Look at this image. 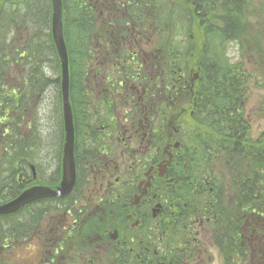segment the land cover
Instances as JSON below:
<instances>
[{
    "label": "trees",
    "instance_id": "obj_1",
    "mask_svg": "<svg viewBox=\"0 0 264 264\" xmlns=\"http://www.w3.org/2000/svg\"><path fill=\"white\" fill-rule=\"evenodd\" d=\"M95 1L62 0L76 186L71 197L42 203L56 202L76 220L72 233L77 250L119 222L123 226V203L136 185L130 180L148 165L142 157L134 159L130 145L137 144L140 135L143 140L142 133L152 123L158 135L151 147L159 149L165 118L173 122L177 118L180 127L175 126L173 137L179 142L175 153L178 175L184 178L180 191L185 197V220L212 221L213 245L222 264H264V130L251 139L250 117L244 110L246 67L232 63L221 45L211 44L215 35L238 42L240 58L245 57L249 67H257L256 76L261 79L264 28L261 35L242 26L239 15L250 25L242 0H184L189 3L184 10L170 8L171 0H122L128 5L127 15L121 14L120 0H110L106 6L103 0ZM50 30L49 0H0V203L24 188L15 178L18 182L16 176L26 173L28 164L39 170V184L58 182L56 177L41 179V170L52 167L48 157L43 159L46 167L40 169L41 154L50 150L57 134L62 147L64 136L60 67ZM190 71L198 75L194 106L177 116L175 109L187 97L185 75ZM176 80L183 81L175 88L180 99L167 108L160 90ZM38 104L49 106L50 112H42L39 118ZM259 109L264 118V102ZM39 119L53 129L45 138L37 129ZM46 126L40 130H48ZM119 144L121 164L115 160ZM60 151L53 159L59 160ZM139 208L144 215L149 210L147 203ZM21 212L0 217L8 223L0 225V252L10 249L3 245L9 239L24 242L29 237L27 228L35 227V222L11 223ZM131 232L124 227V235ZM142 232L159 236V229L151 230L149 224L135 231ZM62 234L59 247L68 253L70 240ZM202 243L198 241L200 250ZM135 248H126V259L133 256L131 264H142ZM173 253L168 256L172 258ZM1 258L0 253V264H7Z\"/></svg>",
    "mask_w": 264,
    "mask_h": 264
},
{
    "label": "flooded vegetation",
    "instance_id": "obj_2",
    "mask_svg": "<svg viewBox=\"0 0 264 264\" xmlns=\"http://www.w3.org/2000/svg\"><path fill=\"white\" fill-rule=\"evenodd\" d=\"M182 82L183 81L180 80L174 82L171 90H160L162 95L161 102H165L167 104L165 107L170 108L168 105L180 99V94H178L179 90L175 88ZM186 84L187 83H185V86ZM184 99L180 100V103H184ZM188 103L189 104L186 108L182 107L177 111L185 113V110H188L191 105L194 106L193 100L189 99ZM181 105L182 104L179 106L181 107ZM154 109L156 110V106H154ZM165 119L166 127L164 129H166V131L164 132L163 136H161L160 141L161 144H164V149L162 151L157 149V151L153 154L154 157H151V162L152 159H156V162L150 165L153 167L149 174V177H151L150 186L148 189H146L145 195L143 197L142 194L145 191V183H139L143 180V178L140 179L138 181L139 184L136 183L138 186L135 185V190L129 195L139 196L140 198L138 200V204L132 205L129 203V201H127L128 204L126 205V209L130 212V216L127 219L128 224L131 228H134L133 226H138V224H140V203H147L150 213L151 208L155 204H160L161 207H159V211L155 213V215H157L156 218H151L153 224L156 226V229H159V236L153 238L147 234H130L120 237L118 232L117 235H111L110 233H107L106 236L103 237V240H98L96 242L97 247L102 248V251L100 250L97 252H92V259L88 261L89 264H126L127 237L131 238L130 241L137 242L134 244L136 247L134 250L136 251V257L140 259L142 264L210 263V259L208 258L206 260L205 257L207 254H209V251L212 250L213 246L207 241V239H204L205 236L203 234H205V232H211V229L209 224L201 218H197L193 221L188 219L185 220V200H183V196L182 198L180 196V189L184 187V178H180L178 175L180 165L177 161L178 156L175 153V151L179 148V145L175 146L174 144L173 134L170 130L173 126L171 125V117L167 116ZM157 135L158 129L151 123L150 129L147 132L142 133V139L150 138L151 142L154 139H157ZM133 155L135 157L136 155H140V153H135ZM159 162H161L162 166L165 168L164 169L162 167V176H159V172L157 170V163ZM182 167H184V165ZM180 198L181 201L179 200ZM136 222L137 225L135 224ZM75 225L76 220L65 218L56 220L55 223L49 220L44 224V227L40 229L45 233V227H48V229L50 228V230H53L57 236V243L50 244L46 249V252H48L47 258L45 259L46 264H67L68 259L72 258V254L74 253L73 249L75 252L77 249L75 235L72 233L75 230ZM170 226H172V231H170ZM69 232L72 233L70 239ZM62 233H65L66 240H70V251L68 253L61 250L59 247L63 237ZM200 238L203 242L201 245V250L197 248ZM97 239H100V237L97 236ZM83 246L84 244L81 246L80 253L83 252L87 255L88 251H85ZM167 247L169 249H167ZM202 249L203 254H201ZM172 251H174L175 255L171 258L168 255ZM65 254H68V256H65ZM99 255H101V257H99ZM36 264H44V261L39 260V262Z\"/></svg>",
    "mask_w": 264,
    "mask_h": 264
},
{
    "label": "rangeland",
    "instance_id": "obj_3",
    "mask_svg": "<svg viewBox=\"0 0 264 264\" xmlns=\"http://www.w3.org/2000/svg\"><path fill=\"white\" fill-rule=\"evenodd\" d=\"M170 1H168V5L170 6V8H172L173 6H177L178 10H184L185 9V5L189 4V3H185L184 0H171V4L169 3ZM243 2V12L246 16V18L248 19V22L250 25H246V23L244 22L243 18L239 15V19H241L242 21L240 22L242 24L243 27H247L249 30L252 31V33L258 32L261 34L260 30L262 28H264V0H242ZM166 14H169V10H166ZM175 21V19L173 20ZM179 29V28H178ZM180 30V29H179ZM262 35V34H261ZM190 36H192V34H190ZM179 39H181V36H178ZM262 38V37H260ZM212 39V38H211ZM214 46L215 44H218L219 46L221 45L224 49V51L226 52L227 57L230 59V61L232 63H236L239 62L241 63V65H243L244 67H246V73L249 75V78L247 79V82L245 83V88L247 89V96H246V103L244 104V110L246 115H248L250 117L249 119V127H250V137L251 139L256 138L260 132L262 130H264V118L261 115V111L259 109L260 103L264 102V68L261 67L262 69V77L261 79L256 76V73L258 71L257 67H249L248 66V60L244 57V58H240V50H239V46H238V42H228V40H225L217 35H215V38L212 39V43ZM210 44V45H211ZM185 46H188L187 43H185ZM263 64L262 62H260V65ZM182 67L184 69H187V66L185 68V63L182 64ZM254 68H256V72L254 71ZM192 70V69H191ZM189 74V73H188ZM185 75V78L188 81V76L189 75ZM190 78V77H189ZM10 80V78H9ZM12 81V79H11ZM174 84H170L167 85L168 89L171 90L172 86ZM185 93H187V97L185 98V102L179 103L182 104L181 107H177L175 109V111H177L178 109L180 110L182 107H187L188 100H191V96L189 93V86H187V90L185 91ZM190 96V97H188ZM122 103L123 100L121 99ZM43 110H42V108ZM51 108L49 106H43L38 104L35 112H37L39 118L40 115L43 113H45L46 115L50 112ZM170 113V112H169ZM55 122H56V118H55ZM47 122H44V120L39 119V123L37 126L38 132H40V134L45 138V135L49 134L50 132H53V129H51V127L46 124ZM169 123V122H168ZM45 125H47L45 128L48 130H40L41 128H43ZM164 125L166 127V121L164 122ZM172 128L170 130H175L177 129L176 127H180L178 120H176L175 122H171ZM176 126V127H175ZM166 131V129H164V132ZM163 132V134H164ZM53 134V133H51ZM173 134V132H172ZM60 135L57 134V141L55 143H50V150L47 151V153L41 154L42 157V164H41V168L46 167L47 163H43V159L44 157H48L49 158V165H51L52 167L49 168L48 167L42 169V175H41V179L46 181V179L51 180L53 178H57V181L59 182L60 180V175H61V157H59V160L55 159L57 158V151L58 149L61 150L62 147H60ZM148 143L147 139H144L143 141L141 140V135L138 138L137 141V145H130L131 147H134V149H139L140 152H142L144 150V146ZM120 145V144H119ZM160 151H162L164 149V144L160 143ZM162 148V149H161ZM153 151V148L150 150ZM122 152V146H119V149H117L116 151V161L117 164H121L120 163V153ZM53 156H55V160L53 159ZM151 157V155H150ZM139 158V157H137ZM54 160V161H52ZM57 160V161H56ZM142 161H146L149 162V156H144L142 157ZM23 168V167H21ZM26 174L24 172H19L17 177V181L16 182V178H15V183H19L21 184L23 187L25 186H32L34 184H39L37 181V179L39 178V170L35 169V180L31 179V173L30 170L28 169V167L26 166ZM58 170V175L56 174ZM145 169H143L144 172ZM124 173L128 176L127 172V166L124 167L123 169ZM23 174L22 179L23 180H19V175ZM135 178H132L130 181L137 183L138 179L141 177V174H137L135 175ZM26 177H28L26 179ZM56 180V179H55ZM52 180V181H55ZM183 192V191H182ZM185 194V193H184ZM180 196H181V191H180ZM183 200H185V197L183 198ZM182 200V201H183ZM49 201H53V200H49ZM39 203V204H37ZM51 207H55L57 210H53L51 209ZM42 210V211H41ZM154 210H156V208H154ZM45 211H48V216H42L44 214ZM149 214V211H148ZM147 214V219L145 220V223L143 224V221L141 222V227L144 228V226L146 224H149L151 230L155 229L156 226L153 224V221L149 218V217H153L156 218L157 215L152 214V215H148ZM36 215V216H35ZM66 217V219H69V216H65L64 212L62 211V207L60 204H57L56 202H52L51 204H45L42 202H34L31 203L27 209L23 210L19 215H17V217H15L11 223H18L20 222H35V227L33 228H27V230L29 231V237L24 238L25 241L24 242H19V243H13L11 242V240L9 239V241H6L3 245L5 246H10V249H8L6 252L1 251L0 253L4 255V258H1L2 261H6L7 264H36L40 261H44V264H46L45 259L47 257L46 255V249L48 248V246L50 244H54L57 243V236L55 234V232L53 230H50V228L48 229V227L46 228V232L44 233L43 231H41L40 229L44 227V224L47 221H53L54 223L56 222V220L59 219H64ZM16 222V223H15ZM0 225H8V223H5L3 221H0ZM17 226V224H16ZM128 227V224L126 225ZM172 226H170V231ZM18 231H19V227H17ZM22 230L24 231V229L22 228ZM26 230V231H27ZM40 230V231H38ZM119 233L121 232V229L118 230ZM143 231V229H142ZM169 231V232H170ZM44 233V234H41ZM202 233V232H201ZM137 234V233H136ZM141 234H147L149 235L148 232L145 233H141ZM203 234V233H202ZM134 235V233L132 234ZM205 237L204 239H207L208 242L213 243V234L212 235H205L203 234ZM251 237V235L249 233L245 234V238L249 239ZM97 236L95 235L91 241H87V244L85 245V247H88V254H84L83 252H74L72 254V258L68 259V263L67 264H89L88 261H90V259H92V252H97V251H102V248H98L97 247V243L95 242ZM242 244V243H241ZM84 248V247H83ZM210 254V253H209ZM212 256V264H222V257H220L219 251L217 250V248L213 247L211 250V254ZM83 256V258H82ZM99 257H101V255H99ZM51 264V263H50Z\"/></svg>",
    "mask_w": 264,
    "mask_h": 264
},
{
    "label": "water",
    "instance_id": "obj_4",
    "mask_svg": "<svg viewBox=\"0 0 264 264\" xmlns=\"http://www.w3.org/2000/svg\"><path fill=\"white\" fill-rule=\"evenodd\" d=\"M51 2V35L60 62V92L62 104V116L64 125V145L61 159V179L55 188L46 186H33L17 197L0 205V216H9L17 213L27 205L41 200L61 199L68 197L73 192L76 184V167L74 160V129L72 112L69 101V74L68 57L62 33V1L50 0ZM197 79V74L191 78V82ZM32 169V166H31ZM147 171L145 176L150 172ZM144 194V193H143ZM138 197L135 198V201Z\"/></svg>",
    "mask_w": 264,
    "mask_h": 264
}]
</instances>
